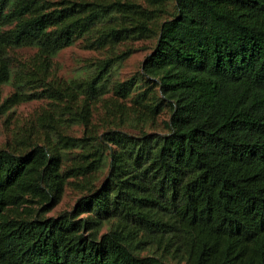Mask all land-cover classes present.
Here are the masks:
<instances>
[{
  "label": "trees",
  "instance_id": "trees-1",
  "mask_svg": "<svg viewBox=\"0 0 264 264\" xmlns=\"http://www.w3.org/2000/svg\"><path fill=\"white\" fill-rule=\"evenodd\" d=\"M77 41L102 56L58 76ZM31 101L0 148V264H264V0H0V112Z\"/></svg>",
  "mask_w": 264,
  "mask_h": 264
},
{
  "label": "rangeland",
  "instance_id": "rangeland-1",
  "mask_svg": "<svg viewBox=\"0 0 264 264\" xmlns=\"http://www.w3.org/2000/svg\"><path fill=\"white\" fill-rule=\"evenodd\" d=\"M154 45L153 40H140L134 43L135 51L125 61L115 65L112 78L125 80L141 71L142 64L146 56L151 52V47ZM25 54H30L33 50L21 51ZM102 54L96 51L86 50L83 48L80 41L74 45L62 50L55 58L56 61V74L66 79H72L85 76L89 69L87 64L89 60H94L101 57ZM92 69V68H90ZM92 71V70H91ZM13 91L10 84L3 86V97L7 96ZM41 105L39 101H31L23 103L6 113L0 112V148L19 147L17 139H15L14 132L17 131L19 126H27L35 110ZM156 130L161 131L162 127L159 126ZM82 129L76 126L74 133L81 135ZM102 175V180L105 178ZM80 197V194L70 188L62 201L47 213V216L58 215L59 213L72 210Z\"/></svg>",
  "mask_w": 264,
  "mask_h": 264
}]
</instances>
